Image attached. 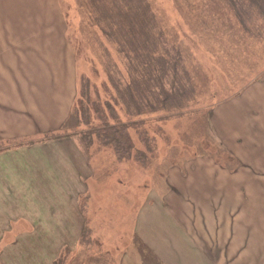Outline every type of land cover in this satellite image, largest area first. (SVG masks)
<instances>
[{"label":"rangeland","instance_id":"obj_1","mask_svg":"<svg viewBox=\"0 0 264 264\" xmlns=\"http://www.w3.org/2000/svg\"><path fill=\"white\" fill-rule=\"evenodd\" d=\"M59 1L75 50L77 97L90 79L93 97L98 89L101 98L119 103L115 107L122 121H127L126 109L113 100L117 92L109 76L119 65L122 78H129L128 58L119 52L118 59L117 43L100 32L96 3ZM253 1L252 9L257 11ZM150 2L166 39L159 48L179 46L191 75L189 82L196 92L188 99L187 111L172 114V110L157 108L149 114H133L128 133L135 146L126 157H120L101 132H87L86 124H81L86 135L78 128L57 149L43 155L42 181L49 182L42 191L24 189V184L15 191L0 187V264H163L155 255L173 264H196L199 259L205 264L207 260L211 264H264V118L245 110L246 103L257 106L260 101L259 107L264 106V34L259 32L263 22L259 28L251 25L250 30H240L232 11L231 21L204 0ZM107 47L115 63L109 76ZM137 70L131 74L144 72L142 67ZM81 97L82 92L78 100ZM254 118L259 128L250 132ZM230 132L244 143L254 134L253 141L261 139L255 147L259 152L248 155L247 146L234 152L226 142ZM45 135L53 133H42L39 138ZM201 169L219 185L221 200L212 205L189 201L191 197L180 189V177L196 178ZM26 190L41 198H57L21 195ZM67 194L74 199H66ZM77 194H81L78 200ZM187 205L194 207L193 226ZM41 209L46 220L42 230L12 231L24 228V222L8 217L38 216ZM214 214L217 219L212 227L218 228L217 233L209 223ZM84 220L88 224L83 225ZM180 221L185 234L177 228ZM228 228L237 232L229 234ZM159 229L165 239L155 231Z\"/></svg>","mask_w":264,"mask_h":264},{"label":"crops","instance_id":"obj_2","mask_svg":"<svg viewBox=\"0 0 264 264\" xmlns=\"http://www.w3.org/2000/svg\"><path fill=\"white\" fill-rule=\"evenodd\" d=\"M67 26L59 0H0V144H4L0 148L2 190L15 191L19 184H24V189L29 186L35 191H42V186L49 182L42 181V163L46 160L43 155L53 152L59 147L57 144L69 137L47 140L45 135L39 138L42 133H58L61 130L77 97L78 67ZM261 90L264 94V89ZM246 104L248 113L264 118L261 115H264V106L259 107L262 106L260 101L257 106L255 102ZM215 113L216 109L213 110V119L216 118ZM254 121L255 124L248 127L250 132L259 128L258 120L254 118ZM253 136L248 135L245 144L236 140L230 132L226 142L234 152L239 153L243 151L242 147L247 146L248 155L255 154L259 152L255 147L261 144V139L253 141ZM25 138H33L34 141H26ZM185 179L180 177V189L184 188L185 195L191 197L189 201L210 202L212 205V201L221 200L218 197L219 185L210 177H205V170H199L196 178ZM35 191L26 190L21 195L32 193L33 199L38 200L57 198L56 195L41 198ZM80 195H76V200ZM67 196L66 199H74L71 194ZM185 208L192 214L193 226L194 207L190 209L187 205ZM39 211L38 216L36 213L23 214L19 220L14 215L8 217L24 222V228L12 231L36 233L42 230L40 227L44 225L41 223H46V220L42 216L43 209ZM216 219V214L209 216L211 228L217 233L218 228L212 227ZM86 222L88 224L84 220L83 225ZM69 223L72 226L74 218ZM177 228L185 234L181 221ZM229 228L227 233L237 232ZM155 231L165 239L161 229ZM167 242L171 244V241ZM173 245L179 247L178 242L173 241ZM149 251L156 254L152 248ZM155 256L163 264H173L160 255ZM195 263L205 264L201 259Z\"/></svg>","mask_w":264,"mask_h":264},{"label":"trees","instance_id":"obj_3","mask_svg":"<svg viewBox=\"0 0 264 264\" xmlns=\"http://www.w3.org/2000/svg\"><path fill=\"white\" fill-rule=\"evenodd\" d=\"M204 1L229 20L232 16L229 12L232 11L238 20L240 30H250L251 25H258L259 28L262 22L264 26V0L253 1L254 6L258 8L257 11L252 9V0ZM92 2L97 5V25L100 32L108 41L117 43L118 59L119 52L128 58L129 64L126 68L129 73H136L140 67L144 72L139 76L130 73L129 78H122L123 71L117 65L115 72H110L109 76V71L115 63H112L111 53L107 47L110 61L107 66L108 76L117 92L113 100L121 102L128 114V120L122 121L115 107L119 103L113 104L111 98H101L98 89L96 96L93 97L89 90L91 86L89 79L83 83L82 97L78 100L80 92L61 130L58 134L54 135L56 132H53V135L47 136V140L62 139L77 132L78 128L81 134L84 132L85 135L90 130H97L106 140L112 141L111 144L120 157H126L135 146L128 133L129 124L134 121L133 114H149L157 108L172 110L174 111L172 114L175 112L183 114L185 109L186 111L188 109V99L190 98V101L194 97L196 90L189 82L191 75L183 64L184 55L180 47L172 44L171 48H175L176 52L166 44L163 46L164 51L159 48L166 39L155 20L157 16L150 0H92ZM259 32L264 34V28ZM179 64L183 65V69H178ZM173 68L175 70L168 71ZM184 75L186 77L183 79ZM166 79L167 83L164 82ZM81 124H86L85 127L89 130L83 131L85 129L80 128Z\"/></svg>","mask_w":264,"mask_h":264}]
</instances>
